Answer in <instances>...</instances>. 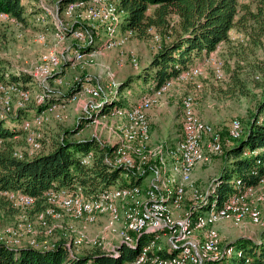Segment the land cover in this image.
I'll return each mask as SVG.
<instances>
[{
  "label": "rangeland",
  "instance_id": "374dc122",
  "mask_svg": "<svg viewBox=\"0 0 264 264\" xmlns=\"http://www.w3.org/2000/svg\"><path fill=\"white\" fill-rule=\"evenodd\" d=\"M78 1L62 9L59 0H23L27 3L26 21L18 22L16 19H8L7 14L0 15L6 18L0 19V58L7 64L5 70L11 73L28 71L37 81L28 82L31 86L29 89H23L22 84L20 87L23 90L0 88V111L3 112L6 106H10L12 113L13 110L27 107L29 104L32 107L33 104L42 103L51 96H47L48 85L44 81L48 74L41 79H36L32 75L42 67H49L50 81L54 89H60L61 93L72 91L71 97L65 103H53L37 114L38 117L35 112L26 117H16L17 119L12 117L14 115L11 113L4 115L3 118L10 116L6 124L12 127L23 128L29 124L27 139L23 131L14 137L18 155L24 156V149L28 150V154L34 155L36 150L42 147V137H45L46 149L62 136L71 140L96 136L103 143L114 146L107 158L108 161L118 166L119 162L129 160L131 170L136 173L138 170H150L145 172L139 185L143 186L145 191L151 189L155 193L160 192L165 187L164 176L168 178L175 174L176 179H179L176 168L179 158L175 153L183 134V100L190 97L194 101L196 118L208 126L202 135L205 159L196 165L203 164L206 167L204 181L200 184L194 179L195 167L192 173V186L186 188L179 204L171 207L169 216L172 223L168 224L169 227L165 225L153 234L144 233L148 237L151 236L147 239V246L150 245L155 251L167 248L171 251V258H164L168 260L162 262L145 259L139 264H197L195 257L201 258V264H213L212 261L205 260L206 257L217 258L215 264H229L227 259L233 257L248 263L244 251L230 245V241L242 235L250 236L257 241L264 240V182L258 180L257 184L253 185L255 180L252 177L251 184L242 181L243 184H250L247 190L252 189L247 195V203L260 209L261 218L258 222L250 215L242 217L232 212L227 213L209 228H193L191 220L192 216H195L192 209L201 202L210 182L221 171L224 150L235 142L232 140H236L231 137L233 121H240L244 134V128L247 130L252 114L264 95V27L246 30L253 31L254 39L245 31L242 33L239 30L245 37L244 41H223L220 44L221 48L218 47L215 53L204 58L201 55L202 58L197 62L199 65L183 72L176 79H165L148 93L145 92L150 86H154L157 81L155 78L151 77L148 81H133L129 88L118 94L119 99L122 97L125 99L123 102L125 107L110 111L108 109L101 113L106 96L109 97V93L114 91L121 81L147 65L159 49L160 43L165 39L169 40L170 35H164L160 30L152 28V35L140 37L118 25L119 20L125 16V13L118 11V0L114 1L116 4L114 15L105 14L104 11L108 7L106 3L83 0L86 1L83 6H74ZM239 1L255 5L253 0ZM89 27H93V35L85 40ZM239 32L237 31L238 34ZM95 37L100 39L101 46L92 50L85 49L84 52L86 46L95 42ZM78 44H81L82 48H79ZM102 50L104 51L99 53ZM52 59L58 60L56 65ZM257 74L260 78L255 76ZM167 82H170V85L166 91L157 95L158 88L162 91ZM101 86L103 94H100ZM173 90V100L169 103L173 108L170 126L164 124L161 129V125H157L158 130L161 129V136L154 139L149 109ZM137 98H139L137 101H133ZM140 105H143V115L146 116L144 118L150 128L149 139L141 142L138 138L134 142H129L126 132L134 125V120L120 116L117 110H129ZM216 141L221 149L212 151L211 145ZM94 154L96 151L90 150L82 158L88 155L94 157ZM263 167L264 164L260 163L251 171V175L253 172L258 173L259 170L262 172ZM123 178L128 179L126 172H123ZM239 179L233 181L232 189L226 198L235 191L238 192L239 186L236 184ZM122 182L123 179L112 187L123 186ZM77 187L87 194L82 186ZM239 191L246 193L244 189ZM18 192H13L12 196L3 194L22 207L15 208L14 213L6 210L0 213V223L3 225H0V235L4 236L5 240H14L13 243H9L11 246L30 245L49 249L62 239L72 253L88 254L96 250L117 253L120 244L128 243L126 240L132 237L129 224L124 217L113 221L110 213L96 211L91 219L87 214H79L77 209L65 207L56 199L46 198L47 193L46 196L44 194L47 205L38 211L35 204L37 198L29 205L19 204L16 202V195L21 192ZM98 192L85 196L90 198ZM196 194L202 196L199 201L194 197ZM143 198L148 200L150 195L145 193ZM119 205L123 207L126 204ZM218 205L220 203H214L210 209L200 211V215L208 216L217 210ZM211 230L215 232L213 238H209ZM175 235L176 240L186 238V242L173 241ZM136 239L128 244L133 245ZM206 243L212 244L213 250L207 251ZM192 245L198 252L193 251ZM186 246L191 248L192 253L187 261L180 258L184 254L183 251L178 252V249ZM138 257L126 264L136 262Z\"/></svg>",
  "mask_w": 264,
  "mask_h": 264
},
{
  "label": "trees",
  "instance_id": "16d2710c",
  "mask_svg": "<svg viewBox=\"0 0 264 264\" xmlns=\"http://www.w3.org/2000/svg\"><path fill=\"white\" fill-rule=\"evenodd\" d=\"M75 1L77 0H59L62 9ZM253 3L254 6L250 2L241 3L239 0H118V11L125 13L118 25L140 37L152 35V28L154 30L156 28L164 35H170V39L164 38L148 64L121 81L116 91H111L109 97L106 96L101 113L108 109L110 111L125 107L123 106L125 99L123 97L119 99L118 94L129 88L133 81H148L152 77L157 80L154 84L157 87L165 79H176L191 69L193 67L191 63L198 55L214 52L223 41H244L245 37L242 36L244 31L264 27V0H253ZM26 11L27 3L23 0H0V14H7L8 19L26 21ZM0 19L6 18L0 16ZM232 29L238 32L240 30L242 33L236 32L233 35ZM246 33L252 38L255 36L253 31ZM94 40V43L83 49L84 52L85 49L92 50L101 46L99 38L95 37ZM6 65L0 58L1 82L21 83L25 89L31 87L28 82L35 80L28 71L11 73L5 70ZM255 76L260 78L259 74ZM71 92L70 90L53 94L42 103L33 104L32 107L29 104L27 107L13 110L12 117H26L32 112L37 115L53 103H65L71 97ZM9 118L10 116L0 118V213L2 210L14 213L15 208L22 207L3 194L5 192L19 191L37 198L35 204L40 211L47 205L44 194L51 188L74 189L80 185L87 194L98 191L100 193L121 179L123 186L140 184L145 172L150 171L146 169L144 173L138 174L125 164L113 165L107 158L114 146L103 143L96 136L74 140L62 136L46 149L45 137H42V147L36 150L34 155L28 154L27 149H21L24 156L20 157L14 137L23 131L27 139L29 132L22 127L15 128L6 124ZM232 141L235 142L224 150L221 171L212 180L207 201L196 205L192 220L201 214L200 211L210 209L214 203H221L231 191L234 180L240 178L244 183L252 182L251 171L260 163L264 164V95L252 114L247 130L244 128L243 136ZM90 150H95L96 154L90 164H83L82 157ZM261 171L264 172V167ZM123 172H126L128 179L123 178ZM144 233L157 232L130 233L132 237L129 238L132 239L126 241L129 243L137 238L135 243L120 244L117 253L99 250L88 254L72 253L62 239L49 249L30 245L15 247L1 241L0 264H126L138 256L139 259L145 249L146 259L171 258L169 249L155 251L150 245L147 246V239L151 236L148 237ZM156 237L158 238V235ZM230 245L243 250L249 262L233 257L227 259V263L264 264V240L257 241L250 236L242 235L231 240ZM178 250L180 252L183 248Z\"/></svg>",
  "mask_w": 264,
  "mask_h": 264
},
{
  "label": "bare ground",
  "instance_id": "6f19581e",
  "mask_svg": "<svg viewBox=\"0 0 264 264\" xmlns=\"http://www.w3.org/2000/svg\"><path fill=\"white\" fill-rule=\"evenodd\" d=\"M92 1L108 4V7H106V11H104L105 14L107 15L115 14L116 9L114 6H116V4L114 0H92ZM85 2L86 1L79 0L74 4V6L77 7L83 6ZM0 15H5V14H0ZM91 35H93V33L90 34V38ZM79 48H82V46ZM52 60L56 65L58 60L57 59H52ZM48 68L49 67H42L38 70V72L36 71L32 75L36 79H41V77L48 74L49 72ZM20 84L17 83L8 84L0 81V88L3 90H11V89L23 90L24 88L22 89V87H20ZM169 85L170 82H167V84L163 87V89L161 88L162 91H160V89L158 88V90L156 91L157 95H160L164 91H166V88ZM53 94H57V93H53ZM100 94H103V92H100ZM193 102L194 101L190 97L185 98L183 100V105H182L183 134H182V138L180 139L177 145V149H176L177 152L175 153L178 154L177 158H179L178 163H176L177 164L176 168H178V173H179L178 174L179 179H176L175 174L174 176L168 178H165L164 176L163 180L165 182V187H163L160 192L155 193L151 189L145 191L143 189V186L139 184H134L131 186H120L118 188L110 187L109 189L104 190L88 198L89 196L86 197L85 195L87 194H84L81 188L77 187L74 189H68L63 187L60 188L55 187L45 192V194L47 193V196L45 195L46 198L48 197L50 199L51 198L56 199L59 202H61L62 205H64L65 207H68L69 209L71 208L77 209L79 214L82 213L87 214L88 217L91 219L93 218V216H95V213H97L96 211H101V213L106 211L110 213L113 221H118L122 217H124L129 224L130 233L138 234L143 231H149V232L160 231V229L164 228L165 225L154 226V221H158V217H159L163 222H166L167 224L172 223L171 218L169 216L171 207L174 205H178L185 194L186 188L192 186L193 170L198 163L202 162L205 159L204 148L202 145V135L203 132L208 129V126H206L203 121H200L196 118L195 116L196 111L194 110ZM142 108L143 105L131 108L129 110H125V109L117 110V113L120 116H125L126 118H130L134 120V125H136V126L132 125L131 129L126 132V137L128 138L129 142L132 141L134 142V140L138 138L141 140V142L148 141L149 139L148 129L150 128L149 125L147 124V121H145L146 119L144 118L145 115H143L144 112ZM90 109L91 108H89V110ZM10 113H11V107L6 106L3 112L0 111V118H3L5 114H10ZM36 117H38V115ZM23 128L25 130H28L29 124H27V126L26 127L24 126ZM242 134H243V128L241 126L240 121L234 120L231 126V137L237 140L242 137ZM220 147L221 146L217 141L211 145L212 151H218L219 149H221ZM190 149H197V154L191 157ZM92 157L93 155L91 156L88 155L87 157L85 156L84 158H82V163L87 164L88 162L91 161L90 159ZM119 163L125 164L130 168L132 167L131 162L129 160ZM139 173L142 172H138V174ZM263 175L264 174H262L260 170L258 171V173L253 172L251 176L255 181L254 184L253 183L252 184L253 185H255V183L257 184L258 180L264 182V177H262ZM250 184H243L242 180L239 179V182H237L236 185L239 186V190L241 189L246 190V193L239 190L238 192L235 191V193H233L231 196H228V198L223 200L220 203V205L217 206V210L211 212L208 216L199 215L194 220H191L192 227L200 228V229L209 228L210 226L215 224L218 220L224 218L227 215V213L230 212H232L237 216H242V217H244L245 215L246 217L247 215L248 216L250 215L255 222H258L261 218L260 209L253 204L247 203V195H249L252 192V189L247 190L248 185ZM234 189L236 190L237 188L235 187ZM209 192L210 190L205 192L201 202L207 201ZM5 193L8 196L13 195V192H5ZM145 193L150 195V198L148 200H144L143 198V194ZM22 195H26V194L19 193L16 195V202H18L19 204L29 205L31 203H34V201L36 200V198L30 195L28 196V198H17V196H22ZM67 196H71V198L69 199ZM194 197L198 201L202 196L196 194ZM119 204H126V205L121 207ZM166 227L169 226L166 225ZM214 235L215 232L211 230L209 234V238H213ZM131 239L132 238H128V240ZM1 241L7 244L14 242V240L13 241L5 240V237L0 235V242ZM205 248L207 251L213 250V246L210 243H206ZM182 251L184 254L180 256V258H184L187 261L189 259V256H191L192 254L191 248L189 246H186L183 248ZM194 252H198V251H194ZM144 256L142 255L139 259H137L136 262H131L128 264H133V263L139 264L142 260L146 259V256L145 257ZM195 259L197 260V264L202 263L201 258L195 257ZM216 259L217 258L214 257L205 258V260L212 261L214 262V264ZM156 261L162 262L163 260L156 259Z\"/></svg>",
  "mask_w": 264,
  "mask_h": 264
},
{
  "label": "crops",
  "instance_id": "0c3cea01",
  "mask_svg": "<svg viewBox=\"0 0 264 264\" xmlns=\"http://www.w3.org/2000/svg\"><path fill=\"white\" fill-rule=\"evenodd\" d=\"M236 29H232L231 30V33H236ZM219 47L221 48V45L219 44ZM104 50H102L101 52L99 53H102ZM216 51L214 52H211V53H202L200 55H198L197 57H195L192 61V63L194 64H191V66H196V65H199L198 60L202 58L201 55H203V58L204 56L208 55V54H213L215 53ZM98 54V53H97ZM201 56V57H200ZM203 61V59H202ZM178 84V83H177ZM156 85L154 86H150V88L145 92V93H148L150 92V90H152L153 88H155ZM173 91H171L170 93L168 92L167 94H165L159 101V103H157L156 105H154L151 109H149V117H150V120H151V130H152V137L154 139H157L159 138V136H161V129L163 128V125L165 124V126H170V122H171V119H172V115H173V111H172V106L169 105V103L173 100ZM143 93V94H145ZM140 98V97H139ZM139 98L133 100V101H137ZM157 125H161V129L160 131L158 130V126ZM206 167H204L203 164H199L198 166H196L195 170H194V179L197 181V183H203L204 181V169ZM141 184V183H140Z\"/></svg>",
  "mask_w": 264,
  "mask_h": 264
},
{
  "label": "built area",
  "instance_id": "2783aa9c",
  "mask_svg": "<svg viewBox=\"0 0 264 264\" xmlns=\"http://www.w3.org/2000/svg\"><path fill=\"white\" fill-rule=\"evenodd\" d=\"M113 27H114V26H113ZM91 33H93V27H89V33H88L87 35H85V40H86L87 38H90V34H91ZM78 47H81V44H78ZM50 74H51V73L48 72V75L44 78L45 83L48 84V94H47V96L50 95V94H53V93H61L60 89H54V88L52 87V85H51V81H50ZM100 92H103V93H104V91H103V89H102V86H101V91H100ZM89 108H90V107H89ZM108 145H110V144H108ZM190 152H191V157H193V156H195V155L197 154V149H190ZM138 172H142V173H144L145 171L138 170ZM156 175H157V174H156ZM28 196H29V195H22V196H17V198H28ZM67 197H68L69 199L71 198V196H67ZM192 210H194V208H193ZM156 225H168V224H167L166 222H163V221L158 217V221H154V226H156ZM176 232H177V226H176ZM173 241H186V238H184L183 240H176V235H175ZM192 249H193L194 251H198V250L195 248L194 245H192ZM222 250H223V248H222ZM203 261H205V260H203Z\"/></svg>",
  "mask_w": 264,
  "mask_h": 264
},
{
  "label": "water",
  "instance_id": "95a60500",
  "mask_svg": "<svg viewBox=\"0 0 264 264\" xmlns=\"http://www.w3.org/2000/svg\"><path fill=\"white\" fill-rule=\"evenodd\" d=\"M211 183H212V181L210 182V185H209V187L207 188L206 192L208 191V189H210V187H211Z\"/></svg>",
  "mask_w": 264,
  "mask_h": 264
}]
</instances>
